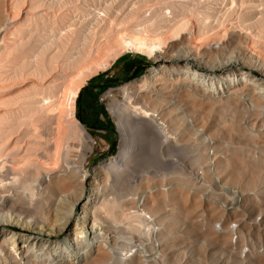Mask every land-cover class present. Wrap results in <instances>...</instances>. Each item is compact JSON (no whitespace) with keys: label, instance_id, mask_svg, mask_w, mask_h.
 Masks as SVG:
<instances>
[{"label":"rangeland","instance_id":"obj_1","mask_svg":"<svg viewBox=\"0 0 264 264\" xmlns=\"http://www.w3.org/2000/svg\"><path fill=\"white\" fill-rule=\"evenodd\" d=\"M0 2L2 13L8 17L0 29L4 43L0 49V154L5 152L13 158L15 178L10 180V191L17 192L19 197L36 198L38 191L21 188L22 182L48 176L65 162L77 164L82 155V169L106 185V195L96 213L111 227L102 231L107 245L114 250L100 264H189V235L198 234L197 229L201 228L207 237L200 244L206 241L207 245L224 246V237L212 235L210 226L218 211L209 207L207 212L194 171L204 172L206 151L212 148L221 156L217 164L223 177L247 187L264 182V98L260 96V87L248 80L221 83L222 92L204 97L189 75V125L184 126L182 121L163 113L173 129L171 146L149 144L140 154L131 153L115 177L112 170L97 167L100 160L115 155L119 147V134L109 103L122 98L120 85L145 75L154 65L153 59L140 51L120 52L115 41L122 30L150 33L152 27L163 32L189 11L210 25L208 35L218 30L226 34L242 33L251 40V45L260 43L264 52V0ZM122 54H141L147 62L142 74L120 78V82L109 85L99 94L104 96L102 93L106 90L111 93L98 100L108 108L114 124L112 140L108 143L101 132L89 129L76 117V97L72 104L74 117L70 115L68 92L76 86L80 90L91 77L82 82L77 76L87 63L111 56L106 58L111 65ZM109 66L93 75H110L120 69V64L112 69ZM252 76L261 84L264 72H253ZM150 82L149 79L137 81L134 87ZM212 86L216 88L217 82ZM148 107L161 112L157 103L148 102ZM76 120L89 135L90 148L84 154H81ZM180 144L185 146L183 152L179 151ZM249 147H254L256 152L249 153ZM168 157L176 159V164H168ZM103 171H106L104 176ZM147 189L159 194V202L147 203L145 208L155 222L148 227L137 221L148 219L130 212L136 208V196L147 193ZM183 195L188 197L184 200ZM63 205L68 208V203ZM79 208L80 203L73 207L74 217L79 216ZM203 208L208 214L201 225L196 213ZM11 226L21 230L16 224ZM61 236L54 234L53 239L59 240ZM139 242L141 249L133 246ZM83 250L81 244L71 245L68 250L38 247L31 259L33 264H65L69 256L77 260L76 255L80 256ZM156 251L159 252L156 254ZM36 254L46 257L39 260Z\"/></svg>","mask_w":264,"mask_h":264},{"label":"bare ground","instance_id":"obj_2","mask_svg":"<svg viewBox=\"0 0 264 264\" xmlns=\"http://www.w3.org/2000/svg\"><path fill=\"white\" fill-rule=\"evenodd\" d=\"M7 19L2 13L0 2V29ZM202 20L201 16L195 18L192 12L187 11L185 16L160 33L151 27L150 33L146 30H122L117 34L115 43L119 45L117 47L120 52L140 51L152 58L154 65L145 75L120 85L122 98L109 103L119 134V147L115 155L98 162L99 169L112 170L116 177L131 153L138 155L149 144L171 146L169 139L174 138L171 135L173 129L163 113L173 120L182 121L184 126L189 125V75L196 83L195 88H201L204 97L218 94L221 83L248 80L252 85L260 87V96L264 98V78H261L263 82L259 84L252 76L253 72H264L262 45H251L246 35L235 31L226 34L218 30L208 35L210 25L202 23ZM2 40L0 31V49L4 44ZM108 57L87 63L78 72L77 78L81 77V81L85 82L86 78L107 68L110 65L106 59ZM145 79L151 80L150 84L134 87L137 81L144 82ZM213 82H217L216 88L212 86ZM78 90L76 86L68 92L69 113L73 117L72 104ZM105 94L111 93L108 90ZM148 102L157 103L162 113H157L154 108L147 109ZM77 124L82 142L81 154H84L90 148L87 142L89 135L81 123L77 121ZM178 148L180 152L185 150L183 144ZM12 159L8 153L0 154V264H33L31 255L38 247L51 246L68 250L71 245L78 244L84 247L80 256L76 255L79 258L73 260L69 256L65 264L105 262L114 249L107 245L108 240L102 230L111 227L101 221L96 208L104 200L106 185L82 169V155L77 164L65 162L48 176L40 175L31 181L22 182L21 188L38 191L39 196L36 198L24 195L19 197L17 192L10 191V180L15 178ZM175 160L173 157L167 158L168 164H176ZM106 171L102 172L103 176ZM87 185L89 188H86ZM136 197V208L130 212L141 215L144 220L148 219L147 222L137 220L148 227L155 222L145 208L147 203L156 205L159 194L154 189H147V193L142 192ZM187 197L183 195L182 199ZM67 203L68 208L63 205ZM79 203V216L74 217L72 209ZM11 224H16L21 230H16ZM54 234L62 236L56 240L53 239ZM133 246L141 249V242L133 243ZM35 257L41 260L46 256L36 254Z\"/></svg>","mask_w":264,"mask_h":264},{"label":"built area","instance_id":"obj_3","mask_svg":"<svg viewBox=\"0 0 264 264\" xmlns=\"http://www.w3.org/2000/svg\"><path fill=\"white\" fill-rule=\"evenodd\" d=\"M102 94L104 96H98L99 101L106 96L105 93ZM105 109L108 110L107 107ZM248 152L254 153L256 149L249 147ZM220 157L212 148H208L204 172L196 169L194 176L200 185V198L205 202L207 212L209 213V207L218 211L210 222L212 235L224 237L225 245L216 247L207 245L206 241L200 244L207 234L202 233V228L197 229L198 234L189 235V262L264 264V182L247 187L223 177L219 174L217 164ZM206 210L199 209L196 213L197 222L201 225L205 223L208 214ZM144 254L147 255L145 252Z\"/></svg>","mask_w":264,"mask_h":264},{"label":"trees","instance_id":"obj_4","mask_svg":"<svg viewBox=\"0 0 264 264\" xmlns=\"http://www.w3.org/2000/svg\"><path fill=\"white\" fill-rule=\"evenodd\" d=\"M146 62L144 55L122 54L109 66V69H112L120 64L119 72L112 75L108 73L93 75L77 92L76 117L89 129L101 132L108 143L112 140L114 124L104 105L98 101V96L109 85L120 82V78H132L142 74Z\"/></svg>","mask_w":264,"mask_h":264},{"label":"crops","instance_id":"obj_5","mask_svg":"<svg viewBox=\"0 0 264 264\" xmlns=\"http://www.w3.org/2000/svg\"><path fill=\"white\" fill-rule=\"evenodd\" d=\"M119 72V71H118ZM117 73V72H116ZM110 75H112V74H110Z\"/></svg>","mask_w":264,"mask_h":264}]
</instances>
